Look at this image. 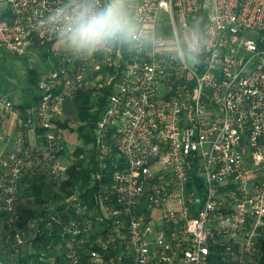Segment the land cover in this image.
<instances>
[{
  "label": "built area",
  "instance_id": "obj_1",
  "mask_svg": "<svg viewBox=\"0 0 264 264\" xmlns=\"http://www.w3.org/2000/svg\"><path fill=\"white\" fill-rule=\"evenodd\" d=\"M215 2L213 46L195 71L163 54L80 62L62 52L40 74L37 105L22 110L0 91V118L16 114L12 150L0 157L8 264H210L214 254L264 264V0ZM58 3L0 0V49L55 45L35 24ZM207 10V0L136 5L171 35ZM103 88L86 176L67 184L77 146L64 139L63 104ZM36 176L48 185L41 202L25 191L23 178ZM24 208L35 213L19 226Z\"/></svg>",
  "mask_w": 264,
  "mask_h": 264
},
{
  "label": "clouds",
  "instance_id": "obj_2",
  "mask_svg": "<svg viewBox=\"0 0 264 264\" xmlns=\"http://www.w3.org/2000/svg\"><path fill=\"white\" fill-rule=\"evenodd\" d=\"M138 0H59L36 21L38 31L54 41L69 58L89 62L119 51L125 55H161L195 71L213 46L212 28L220 13L215 0H207V12L178 26L167 39L155 24L138 15Z\"/></svg>",
  "mask_w": 264,
  "mask_h": 264
},
{
  "label": "trees",
  "instance_id": "obj_3",
  "mask_svg": "<svg viewBox=\"0 0 264 264\" xmlns=\"http://www.w3.org/2000/svg\"><path fill=\"white\" fill-rule=\"evenodd\" d=\"M6 69L7 67L4 60L0 58V91L8 92L11 99H13L14 93L18 91L19 98L18 101L14 102V106L22 110L37 105L40 97L38 81L42 71L37 67L27 66L26 61L25 74L23 81H21L23 83H20L19 80H12L13 76L11 72L9 70L6 71ZM6 73L8 74V77ZM100 92L102 95H99L98 97H94L90 91H79L75 95L74 101L77 108L76 119L78 121V126L74 130L77 132V137L81 142L73 151L76 159L74 164L71 165L68 170L69 179L66 181L67 184L74 183L86 176L87 166L85 161L87 147L93 143V129L101 111L104 109L107 88H103ZM60 125L65 126L62 123H60ZM81 154H84V156L80 157ZM23 180L28 181L29 183V186L25 189L27 194L34 195L35 201L41 202L43 200L42 195L44 194V189L48 187V185L44 183L42 177H25ZM34 213V210L24 208L20 212V220L17 222V225H23L27 218ZM5 217V213L0 211V223L6 229L7 226L4 222ZM4 256L5 254L0 252V258L4 260ZM31 257L33 256H25L20 258L17 263L12 264H30ZM33 264L43 263H39L36 259H33ZM210 264H226V262L219 254H214L210 259Z\"/></svg>",
  "mask_w": 264,
  "mask_h": 264
},
{
  "label": "rangeland",
  "instance_id": "obj_4",
  "mask_svg": "<svg viewBox=\"0 0 264 264\" xmlns=\"http://www.w3.org/2000/svg\"><path fill=\"white\" fill-rule=\"evenodd\" d=\"M158 31L163 37L171 36L170 27L165 24L160 25ZM61 53L62 52L56 47V45H53L52 43L33 44L22 56H15L10 54L8 55V70L12 71L14 74H16V72H19L18 74L21 78L22 76H24L25 62L27 61V66L37 67L42 72H47L48 70H51L55 67L57 63V54ZM19 82L21 83V79L19 80ZM76 115L77 108L75 101L74 99L70 98L63 104V116L66 119H64V121L62 122V124H64L65 126H61L64 129V139L68 141L72 146H78L81 142L77 137V132L74 130L78 126ZM5 230L6 229L0 223V236L4 235ZM4 257V264H8V252L5 253ZM14 263H17V261H14Z\"/></svg>",
  "mask_w": 264,
  "mask_h": 264
},
{
  "label": "crops",
  "instance_id": "obj_5",
  "mask_svg": "<svg viewBox=\"0 0 264 264\" xmlns=\"http://www.w3.org/2000/svg\"><path fill=\"white\" fill-rule=\"evenodd\" d=\"M8 55L9 54L7 52H4L3 50L0 49V58L4 60V63L7 67L6 71H8ZM10 72L13 76L12 80L16 81L21 79V81H23L24 76L20 78L18 74L19 72H16V74H14L12 71ZM18 98H19V92L17 91L14 93L13 96L14 100L12 99L13 102L18 101ZM15 132H16V114L14 112L7 114L6 117L0 118V157L6 156L12 150V141L15 136Z\"/></svg>",
  "mask_w": 264,
  "mask_h": 264
}]
</instances>
